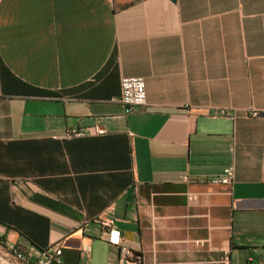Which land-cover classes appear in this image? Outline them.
<instances>
[{"label": "crops", "instance_id": "obj_1", "mask_svg": "<svg viewBox=\"0 0 264 264\" xmlns=\"http://www.w3.org/2000/svg\"><path fill=\"white\" fill-rule=\"evenodd\" d=\"M124 76L145 86L129 113ZM248 108L264 110V0H0V252L264 264V118ZM227 167L229 185L210 181Z\"/></svg>", "mask_w": 264, "mask_h": 264}, {"label": "built area", "instance_id": "obj_2", "mask_svg": "<svg viewBox=\"0 0 264 264\" xmlns=\"http://www.w3.org/2000/svg\"><path fill=\"white\" fill-rule=\"evenodd\" d=\"M119 101L123 105L124 113L145 105V86L141 76H124L119 79ZM249 117L264 118V110H256L248 108L245 110ZM220 115L225 114L224 111L218 112ZM104 130L94 124L90 128L68 129L63 133L65 137L81 136L88 133L102 134ZM183 179H186L184 176ZM211 182L229 185L232 181V168L227 167L222 174L211 178ZM105 241L118 250V256L123 261L138 262V256L126 247L120 240V233L117 229L107 227L105 230ZM61 248L59 246L48 247L40 250L36 259L31 260L28 255L21 253L12 246L8 248V255L0 252V264H52L59 262ZM218 264H231L227 256H223Z\"/></svg>", "mask_w": 264, "mask_h": 264}]
</instances>
